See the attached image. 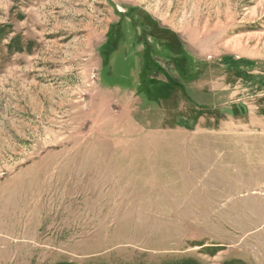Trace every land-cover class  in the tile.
<instances>
[{"label":"rangeland","instance_id":"rangeland-1","mask_svg":"<svg viewBox=\"0 0 264 264\" xmlns=\"http://www.w3.org/2000/svg\"><path fill=\"white\" fill-rule=\"evenodd\" d=\"M190 259L264 264V0H0V264Z\"/></svg>","mask_w":264,"mask_h":264},{"label":"trees","instance_id":"trees-1","mask_svg":"<svg viewBox=\"0 0 264 264\" xmlns=\"http://www.w3.org/2000/svg\"><path fill=\"white\" fill-rule=\"evenodd\" d=\"M112 51H113V48L110 47L108 43L103 50L105 62L108 61V58L111 56ZM64 264H74V263H64ZM178 264H200V263L196 260L190 259V260H183L182 262Z\"/></svg>","mask_w":264,"mask_h":264}]
</instances>
